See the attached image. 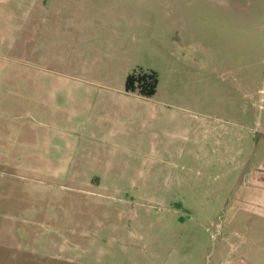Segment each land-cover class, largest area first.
Here are the masks:
<instances>
[{
  "label": "rangeland",
  "instance_id": "rangeland-1",
  "mask_svg": "<svg viewBox=\"0 0 264 264\" xmlns=\"http://www.w3.org/2000/svg\"><path fill=\"white\" fill-rule=\"evenodd\" d=\"M173 13L186 48L169 26ZM207 54L214 62H201ZM0 57V72L37 68L44 87L64 93L70 71L122 87L134 70L155 71L158 93L132 99L137 114L188 133L181 156L41 159L39 128L11 142L8 121L19 112L0 110V264L210 262L217 205L262 141L264 0H0ZM208 114L220 123L200 142ZM98 178L110 189L86 187Z\"/></svg>",
  "mask_w": 264,
  "mask_h": 264
},
{
  "label": "crops",
  "instance_id": "crops-1",
  "mask_svg": "<svg viewBox=\"0 0 264 264\" xmlns=\"http://www.w3.org/2000/svg\"><path fill=\"white\" fill-rule=\"evenodd\" d=\"M170 17L168 22L171 31L176 34L177 45L186 48L182 21L175 13ZM24 26L18 28V33H23L28 27L27 24ZM41 29L39 31H42ZM40 36L42 35L38 33L37 40H41ZM0 61L6 59L0 57ZM201 62L210 64L214 62V58L207 54ZM31 69L0 72V80L4 79L6 84V87H1L0 82V96H4V99L1 98L0 110L19 112V122L16 119L8 121L10 128L6 131L15 136L11 142H17L19 137L31 138L33 128H39L35 130V143L38 157L41 159L51 158L54 152L69 160L96 159L100 156L112 160L118 159L119 156L138 160L160 159L175 153L181 156L186 151L184 145L187 143L188 133L183 130L167 131L157 127V121L149 123L140 118L136 112L138 105L135 101L132 102V99L141 96L127 92L126 86L94 80L91 70L70 71V77L75 81L74 86L69 84L67 92L64 93L61 89L44 87L42 79L45 71ZM157 107L168 108L166 104ZM12 116L16 117L14 114ZM202 119V124L199 125L200 142H203L204 133L213 136L218 130L216 125L220 123V118L210 114L204 115ZM262 122L258 129L262 140L259 147L256 146L254 151H250L248 161L238 166L241 179L229 186L226 199L222 205H217L219 209L213 220L218 225V235L215 239L217 246L208 264H264ZM54 171L56 174L63 172L62 168H55ZM147 177V182L143 180V184L148 186L152 183L148 181H154L155 177L152 169ZM104 184L102 179L98 178L97 183L89 180L86 187L97 185L103 190L110 189L104 187ZM134 186L132 190L141 189L140 185Z\"/></svg>",
  "mask_w": 264,
  "mask_h": 264
},
{
  "label": "trees",
  "instance_id": "trees-1",
  "mask_svg": "<svg viewBox=\"0 0 264 264\" xmlns=\"http://www.w3.org/2000/svg\"><path fill=\"white\" fill-rule=\"evenodd\" d=\"M125 86L127 92L151 99L157 94L159 75L155 71L137 70L127 77Z\"/></svg>",
  "mask_w": 264,
  "mask_h": 264
}]
</instances>
